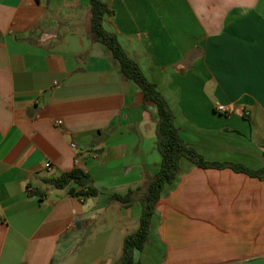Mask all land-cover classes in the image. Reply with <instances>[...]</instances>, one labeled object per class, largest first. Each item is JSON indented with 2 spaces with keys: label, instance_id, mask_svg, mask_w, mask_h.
Listing matches in <instances>:
<instances>
[{
  "label": "crops",
  "instance_id": "obj_1",
  "mask_svg": "<svg viewBox=\"0 0 264 264\" xmlns=\"http://www.w3.org/2000/svg\"><path fill=\"white\" fill-rule=\"evenodd\" d=\"M102 1L104 28L162 93L184 144L263 168L264 0ZM158 120L93 39L90 0H0V264H119L161 165ZM75 168L96 194L47 182ZM130 191L131 205L115 200ZM135 258L264 264V178L182 160Z\"/></svg>",
  "mask_w": 264,
  "mask_h": 264
},
{
  "label": "trees",
  "instance_id": "obj_2",
  "mask_svg": "<svg viewBox=\"0 0 264 264\" xmlns=\"http://www.w3.org/2000/svg\"><path fill=\"white\" fill-rule=\"evenodd\" d=\"M111 14L112 10L102 0H90V28L93 39L108 47L113 57L119 62L124 77L139 85L144 92L145 99L152 101L157 106L159 115L156 143L162 156L161 165L154 178L143 188L141 197L143 212L140 226L136 232L125 237L123 254L119 262V264H141L135 258V251H143L150 240L156 205L166 192L167 187L176 182L181 172L182 160L186 159L193 165L202 168L230 166L237 171L260 179L264 178V167L252 170L243 165L208 162L195 149L187 147L175 126L173 113L162 93L155 84L145 77L138 64L126 54L116 34L104 28V18ZM47 182L56 188H69L70 193L75 195L86 196L97 193L95 188L90 185L89 174L80 168L64 172L58 177L48 179ZM78 186L81 188L79 189ZM135 194L136 192L130 191L124 196L115 195L114 198L123 205L129 206L134 201Z\"/></svg>",
  "mask_w": 264,
  "mask_h": 264
},
{
  "label": "built area",
  "instance_id": "obj_3",
  "mask_svg": "<svg viewBox=\"0 0 264 264\" xmlns=\"http://www.w3.org/2000/svg\"><path fill=\"white\" fill-rule=\"evenodd\" d=\"M216 110L220 112H227L229 111V108L224 105L219 104L216 106ZM57 123H60V121H58Z\"/></svg>",
  "mask_w": 264,
  "mask_h": 264
}]
</instances>
